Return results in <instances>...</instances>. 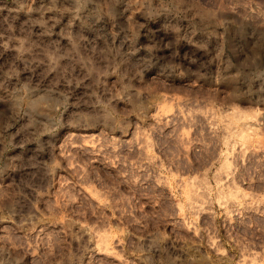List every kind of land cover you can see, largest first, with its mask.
I'll use <instances>...</instances> for the list:
<instances>
[{"label":"rangeland","instance_id":"rangeland-1","mask_svg":"<svg viewBox=\"0 0 264 264\" xmlns=\"http://www.w3.org/2000/svg\"><path fill=\"white\" fill-rule=\"evenodd\" d=\"M0 264H264V0H0Z\"/></svg>","mask_w":264,"mask_h":264}]
</instances>
